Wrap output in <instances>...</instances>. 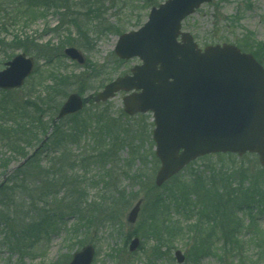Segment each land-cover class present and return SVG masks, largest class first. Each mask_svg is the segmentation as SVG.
Here are the masks:
<instances>
[{"label": "rangeland", "instance_id": "rangeland-1", "mask_svg": "<svg viewBox=\"0 0 264 264\" xmlns=\"http://www.w3.org/2000/svg\"><path fill=\"white\" fill-rule=\"evenodd\" d=\"M30 1L27 0V4L26 0H0V71L8 61L24 50L36 62L34 74L23 88L14 91L12 95L13 101L10 102L17 105L26 103L27 98L34 101L38 96L44 97L48 88L55 85L56 76L60 75L68 78L64 87L67 97L78 93L84 98H93L110 81L129 73L134 66L141 64L138 59L126 62L119 60L114 53L115 46L121 35L141 29L147 23L151 10L166 2L68 0V3L61 5L62 7L68 4L63 11L54 6L56 2L40 1L32 8ZM32 10L36 12L34 15H31ZM182 31L191 34L201 49L223 44L234 45L246 53L253 54L264 66V49L254 52L252 48L255 43L264 44V0H213L186 18ZM26 40L28 44L21 47L20 42ZM243 40L247 42L249 49L244 50L241 45ZM44 46L48 47L46 54L42 50ZM70 47L81 52L86 60L85 66L78 65L64 55V50ZM124 96L125 93H120L102 105L91 101L79 114L57 123L63 130L78 123H86L89 129L81 136L80 143L69 145L71 153L80 156V163H76L73 174L79 181L82 180L79 188L84 192L85 201H82L81 210L84 211L85 206L94 202L102 204L112 193L121 197V204L114 205L116 218L87 227L81 223L75 212L67 210L57 214L58 221L55 226L49 228L46 235L43 232H35L37 230L30 229L29 225L19 229L21 224L19 221L16 223V214L19 212L13 213L9 223L11 228L14 226L13 230L7 232L0 226V264H68L72 255L87 244H92L95 248L92 264H178L175 252L181 251L187 256V244L190 239L186 235L176 237L173 246L167 248L158 243V232H150L149 228L152 217L151 197L174 191L168 189L173 188L172 183L175 181L195 187L197 182L193 181V176L207 177L204 173L210 169L215 170V174H221L240 168L251 179L264 178V170L256 156H222L198 159L164 187L154 190L160 163L156 158L153 142V116L151 113L128 116L124 112ZM67 97H64L63 102ZM46 118L42 117L43 120ZM43 127L41 131L24 138L23 147L28 154L33 151L34 146L44 140L42 132L47 125ZM99 127L101 130H98ZM105 130H110L109 134L117 138L113 148H109V142L113 138L104 135ZM50 133L51 130L48 136ZM95 135L104 139L101 144H97ZM106 151L107 155L104 153ZM42 157V165L46 169L50 159L44 155ZM22 158V153L11 149L0 152V183L12 175ZM198 192L205 194L201 188ZM64 193L65 191L61 190L58 199L63 198ZM191 197L196 198L194 194ZM191 197L187 198L190 207L200 202V198ZM139 200H143L144 204L137 222L131 225L127 222V216ZM183 202V199L178 203L170 200L169 209L174 220L184 224H181L182 228L192 220L195 222L196 219L202 218H196L191 212L186 213ZM23 204L27 209L24 213L28 212L26 220L34 221L36 212H30L32 205L29 198ZM105 208V211L103 209L98 214L99 220L111 211L108 207ZM235 210L237 211V208ZM237 212L244 219V227H249L251 220L245 216L248 211ZM210 218L212 222H219L218 216L211 215ZM257 220L264 231V216ZM75 229L77 233H72ZM246 232L249 234V229ZM247 233L243 235L244 240H249L250 235ZM134 237L142 242L137 251L130 253L129 245ZM156 246L166 252L160 258L154 256L153 248ZM246 252L248 257L255 255L250 247L246 248ZM200 264L221 263L210 257L201 260Z\"/></svg>", "mask_w": 264, "mask_h": 264}, {"label": "water", "instance_id": "water-1", "mask_svg": "<svg viewBox=\"0 0 264 264\" xmlns=\"http://www.w3.org/2000/svg\"><path fill=\"white\" fill-rule=\"evenodd\" d=\"M211 1L167 0L152 9L144 27L122 35L115 49L120 59L139 58L143 64L95 97L101 103L121 91L132 92L124 98L128 115L153 112V139L161 161L157 187L192 161L211 154H257L264 168V68L252 55L232 45L209 46L202 51L190 34L181 32L182 22ZM65 55L80 65L85 63L74 48L65 50ZM33 71L32 58L16 56L0 72V90L21 88ZM83 107L82 97L72 94L57 120ZM141 206L139 201L132 208L129 223H136ZM139 245L140 240L134 239L129 250L134 252ZM94 254V247L88 245L76 252L69 264H91ZM176 257L180 264L185 260L181 252Z\"/></svg>", "mask_w": 264, "mask_h": 264}, {"label": "trees", "instance_id": "trees-1", "mask_svg": "<svg viewBox=\"0 0 264 264\" xmlns=\"http://www.w3.org/2000/svg\"><path fill=\"white\" fill-rule=\"evenodd\" d=\"M40 1H44V3L47 1L48 3L49 1L56 2L60 6L68 3V0H32L29 4L37 5ZM67 5L63 6L67 7ZM27 44L28 40L20 42L21 47ZM241 45L244 46V50L249 49L245 40L241 42ZM252 48H254V52L262 51L264 44L255 43ZM47 49L48 47L44 46L43 53L46 54ZM67 80L65 75L56 76L55 85L48 88L44 97L38 96L34 101L27 98L23 105L10 102L13 101L14 92L0 93V152L11 149L22 153V159H25L30 156V153L28 154L23 147L24 138L41 131L44 125L47 127L42 132L43 136L48 133L51 127L53 128L47 143L34 153L23 167L17 169L5 183L0 184V226L4 227L7 232L13 230L14 226L12 225L11 228L9 223L11 214L17 212L19 213L16 214V223L19 221L21 224L19 229L29 225L30 229L37 230L35 232H43L46 235L49 228L55 226L58 221L57 214L67 210L75 212L81 223L87 227H93L95 224L100 225L101 221H113L117 216V213L114 212V205L121 204V197L112 193L104 199L102 204L94 202L85 206L84 211L81 210V204L85 201H83L84 192L79 188V185H82V180L79 181L73 174L76 163H80V156H74L69 145L80 143L81 136L86 134L89 129L86 123H78L63 130L59 124H55L54 120L64 97H67V90L64 89ZM44 116L47 117V121L42 119ZM98 130H101V127ZM103 132L104 135L113 138L109 142V148H113L117 138L109 134L110 130ZM95 137L97 144H101L104 140L98 135ZM24 152L25 154H23ZM104 153L107 155L108 151ZM43 155L50 159L46 169L42 165ZM83 161L81 160V162ZM104 161L106 162L105 158ZM210 171L204 173V175H208L207 177L193 176V181L197 182L195 187L175 181L172 183L173 188L168 189L174 191L151 197L152 201H149L152 206L150 232H158L156 236L158 243H161L165 248L173 246L176 237L186 235L190 239L187 244V264H200L201 260L210 257L216 258L221 264H264V231L261 230L260 222L257 220L264 216V178L251 179L240 168L239 170L235 169L234 172L228 171L221 174H215L213 169ZM30 185L32 186L30 187ZM200 188L205 193L204 195L200 192L197 193ZM61 190L65 193L63 198L58 199ZM193 194L196 198H200L199 201L202 203H194L190 207L187 198ZM28 198L32 205L30 212H36V219L32 222L26 220L28 212L24 213V210L27 209L23 202ZM182 199L184 200L183 209L186 213L191 212L194 216L196 215V218L202 216L200 220L196 219V222L187 223L183 228L184 224L181 223V225L178 220H174V217L169 213L170 200L178 203ZM105 207L111 211L99 220L98 214L103 209L105 211ZM236 208L237 211H248L245 216L249 221L251 220L248 224L249 227H244V219L240 217ZM211 215L218 216L219 222H212ZM248 229L249 234L246 232ZM72 233H77L76 229ZM246 233L250 235L249 240L243 238ZM165 236L169 238H165ZM248 247L255 252V255L248 257L246 252ZM153 253L155 257L160 258L166 252H162L160 247L156 246L153 248Z\"/></svg>", "mask_w": 264, "mask_h": 264}]
</instances>
